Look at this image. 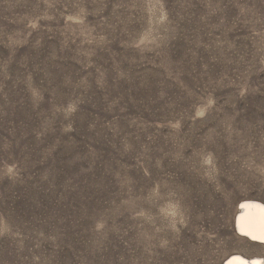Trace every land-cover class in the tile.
Instances as JSON below:
<instances>
[{
	"label": "rangeland",
	"instance_id": "374dc122",
	"mask_svg": "<svg viewBox=\"0 0 264 264\" xmlns=\"http://www.w3.org/2000/svg\"><path fill=\"white\" fill-rule=\"evenodd\" d=\"M264 202V0H0V264H222Z\"/></svg>",
	"mask_w": 264,
	"mask_h": 264
},
{
	"label": "bare ground",
	"instance_id": "6f19581e",
	"mask_svg": "<svg viewBox=\"0 0 264 264\" xmlns=\"http://www.w3.org/2000/svg\"><path fill=\"white\" fill-rule=\"evenodd\" d=\"M236 234L253 244L264 245V202L255 199L242 200L234 219ZM222 264H264L261 256L247 257L231 253Z\"/></svg>",
	"mask_w": 264,
	"mask_h": 264
}]
</instances>
